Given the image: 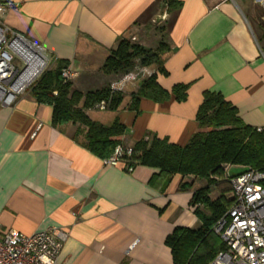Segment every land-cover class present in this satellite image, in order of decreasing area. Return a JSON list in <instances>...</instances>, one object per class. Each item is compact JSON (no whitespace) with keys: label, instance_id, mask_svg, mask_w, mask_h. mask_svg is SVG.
<instances>
[{"label":"crops","instance_id":"0c3cea01","mask_svg":"<svg viewBox=\"0 0 264 264\" xmlns=\"http://www.w3.org/2000/svg\"><path fill=\"white\" fill-rule=\"evenodd\" d=\"M7 1L15 7L0 22L40 44L48 70L59 63L75 70L72 89L81 93L118 78L100 69L121 39L150 50L165 44L159 65H138L154 74L165 101L137 96L148 75L126 86L116 110L86 111L103 125L118 120L127 147L153 137L184 146L198 129L204 92L219 93L244 124L264 128V0H174L175 9L171 0ZM177 85L187 86L183 101L172 94ZM51 117L52 106L30 89L0 105L1 231L63 229L61 264H173L165 239L176 227H200L191 199L205 182L173 175L163 190L150 186L158 170L107 165L84 147L85 128L53 125Z\"/></svg>","mask_w":264,"mask_h":264},{"label":"trees","instance_id":"16d2710c","mask_svg":"<svg viewBox=\"0 0 264 264\" xmlns=\"http://www.w3.org/2000/svg\"><path fill=\"white\" fill-rule=\"evenodd\" d=\"M172 1V9L179 6ZM170 3L168 5L170 6ZM264 37V36H263ZM165 44L160 42L155 50L146 49L130 39H121L116 48L109 51L100 71L106 76L120 77L136 66L159 65ZM65 63L52 70H45L30 88L37 102L52 106L53 125L77 124L85 128L84 147L102 160L108 159L117 146L121 147L120 161L133 168L146 166L158 170L148 184L166 187L173 175L203 180L205 185L196 189L191 204L196 205L195 215L201 225L197 230L176 227L165 239L173 264H208L216 253L224 248L213 226L231 205V187L228 182L214 179L221 176V165L264 171V128L248 126L242 122L237 110L216 92H204L203 101L196 112L197 131L182 147L155 137L135 142L130 147L123 144L126 129L118 120L103 125L91 120L86 111L98 108L116 110L122 102V94H111L109 86L81 93L72 89L71 81H64L61 70ZM187 86L172 89L177 101L186 98ZM154 102H163L168 94L149 75L140 85L138 95ZM134 100V104H135ZM216 192L212 199L210 194ZM206 210L203 212L199 208Z\"/></svg>","mask_w":264,"mask_h":264},{"label":"built area","instance_id":"2783aa9c","mask_svg":"<svg viewBox=\"0 0 264 264\" xmlns=\"http://www.w3.org/2000/svg\"><path fill=\"white\" fill-rule=\"evenodd\" d=\"M262 4V0H253ZM0 0V15L14 8ZM44 48L21 34L11 31L0 22V105L11 106L29 90L47 69ZM150 75L136 66L109 84L111 94L122 93L127 85ZM77 72L70 67L61 70V77L71 81ZM101 102L98 109H104ZM261 128H257L259 131ZM121 147L104 160L107 165L120 162ZM130 172L132 168L124 166ZM231 165H221V176L231 187V205L213 226L224 248L208 264H264V171L245 169L231 174ZM67 238L60 228L25 235L15 230L2 232L0 223V264H61L59 253Z\"/></svg>","mask_w":264,"mask_h":264},{"label":"rangeland","instance_id":"374dc122","mask_svg":"<svg viewBox=\"0 0 264 264\" xmlns=\"http://www.w3.org/2000/svg\"><path fill=\"white\" fill-rule=\"evenodd\" d=\"M263 8H264V5H263ZM216 193V192H215ZM214 195H212V197H213Z\"/></svg>","mask_w":264,"mask_h":264}]
</instances>
